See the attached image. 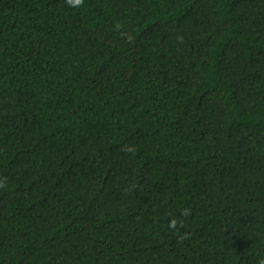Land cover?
Returning a JSON list of instances; mask_svg holds the SVG:
<instances>
[{"label": "trees", "instance_id": "16d2710c", "mask_svg": "<svg viewBox=\"0 0 264 264\" xmlns=\"http://www.w3.org/2000/svg\"><path fill=\"white\" fill-rule=\"evenodd\" d=\"M5 181L0 264H259L264 0H0Z\"/></svg>", "mask_w": 264, "mask_h": 264}, {"label": "clouds", "instance_id": "9594fccd", "mask_svg": "<svg viewBox=\"0 0 264 264\" xmlns=\"http://www.w3.org/2000/svg\"><path fill=\"white\" fill-rule=\"evenodd\" d=\"M65 3L68 7L70 8H74V9H78L83 7L84 5V0H65ZM117 30L120 28V25L117 24L114 26ZM129 40H131V37H129ZM130 151H133L132 149H130ZM6 186V181L5 182H0V188H4ZM191 215V209L189 208H184L181 212V216L182 217H188ZM182 224V222L178 223L176 218H172L170 219L169 223H168V228L169 230H177L178 227H180ZM259 264H264V259H261L259 261Z\"/></svg>", "mask_w": 264, "mask_h": 264}]
</instances>
